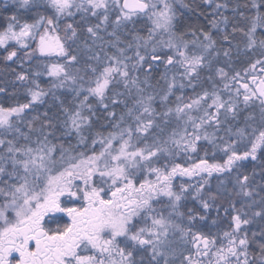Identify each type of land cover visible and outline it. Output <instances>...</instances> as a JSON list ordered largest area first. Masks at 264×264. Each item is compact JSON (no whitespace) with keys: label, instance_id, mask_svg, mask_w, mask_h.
Segmentation results:
<instances>
[{"label":"snow or ice","instance_id":"1","mask_svg":"<svg viewBox=\"0 0 264 264\" xmlns=\"http://www.w3.org/2000/svg\"><path fill=\"white\" fill-rule=\"evenodd\" d=\"M0 50V264H264V0H0Z\"/></svg>","mask_w":264,"mask_h":264},{"label":"trees","instance_id":"2","mask_svg":"<svg viewBox=\"0 0 264 264\" xmlns=\"http://www.w3.org/2000/svg\"><path fill=\"white\" fill-rule=\"evenodd\" d=\"M241 2H243V0H241ZM3 55H4V52L2 50H0V57H2ZM6 67H8V65H6L2 60H0V69L6 68ZM11 67L16 68V65L12 64ZM25 67H27V65H25ZM19 70L20 69L17 68V71H19ZM3 79L12 80L13 76L10 73L0 72V80H3ZM41 83H42V85L47 86L44 80H42ZM10 91H11V89H10ZM18 95H19L20 102H26V100H24V98H23V90L22 89L20 90ZM212 216L214 217L215 213H212Z\"/></svg>","mask_w":264,"mask_h":264}]
</instances>
